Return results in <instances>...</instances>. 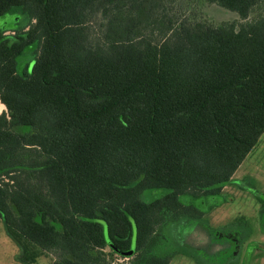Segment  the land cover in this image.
I'll list each match as a JSON object with an SVG mask.
<instances>
[{"label": "trees", "instance_id": "16d2710c", "mask_svg": "<svg viewBox=\"0 0 264 264\" xmlns=\"http://www.w3.org/2000/svg\"><path fill=\"white\" fill-rule=\"evenodd\" d=\"M201 1L239 20L214 25ZM18 14L0 24V221L17 261L199 248L237 264L249 222L223 226V245L203 222L264 133V0H0V19ZM178 225L186 249L158 255Z\"/></svg>", "mask_w": 264, "mask_h": 264}, {"label": "rangeland", "instance_id": "374dc122", "mask_svg": "<svg viewBox=\"0 0 264 264\" xmlns=\"http://www.w3.org/2000/svg\"><path fill=\"white\" fill-rule=\"evenodd\" d=\"M196 10L202 18L214 25L221 22L239 20L233 12L224 10L214 4H207L203 1L198 3ZM24 21L25 19L22 15H7L5 18L0 19V24L7 22L9 24L11 23L12 26H21ZM96 28L97 25H95L94 30ZM27 61L29 65L28 70L30 71L34 63L32 55H24L23 62ZM2 112H5V108L0 103V114ZM245 178L250 179L248 188L242 187V181ZM252 189L256 193L264 196V133L259 138L257 145L251 150L233 175V183L223 189L222 197L224 196L225 201L221 202L204 216L205 222L203 224L211 229L221 230L219 234L208 233L206 240L211 239L212 242H217L222 245L223 226L232 222L237 217H243L249 222L250 238L240 248L237 264L244 263L245 259L248 258H250V264H264V253L258 249V245L264 247V209L261 208L259 202L252 195ZM190 203H195L194 199H190ZM181 228L182 226L178 225L174 227L175 231L167 228L163 232V239H161L159 248L156 250L158 255L162 256L167 253L179 251L182 247L186 249V244L183 245V240L181 239ZM195 242L201 243V238H197ZM198 249L196 248L192 251V255L195 258L176 255L169 264H198L196 260H199L201 264H223L222 250L215 253L214 256L206 257V254L202 251H207ZM245 250L248 258H245ZM17 254V247L5 234L0 221V264H21L16 259ZM116 260L118 262H122L123 260L127 262V259L116 258ZM51 261V256L46 255L39 257L34 264H50Z\"/></svg>", "mask_w": 264, "mask_h": 264}, {"label": "water", "instance_id": "95a60500", "mask_svg": "<svg viewBox=\"0 0 264 264\" xmlns=\"http://www.w3.org/2000/svg\"><path fill=\"white\" fill-rule=\"evenodd\" d=\"M130 254H131V252L128 253V255H130Z\"/></svg>", "mask_w": 264, "mask_h": 264}]
</instances>
